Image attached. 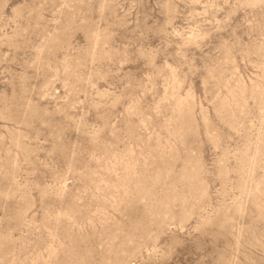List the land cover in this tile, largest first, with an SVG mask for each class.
Returning <instances> with one entry per match:
<instances>
[{"label":"rangeland","instance_id":"374dc122","mask_svg":"<svg viewBox=\"0 0 264 264\" xmlns=\"http://www.w3.org/2000/svg\"><path fill=\"white\" fill-rule=\"evenodd\" d=\"M0 264H264V0H0Z\"/></svg>","mask_w":264,"mask_h":264}]
</instances>
